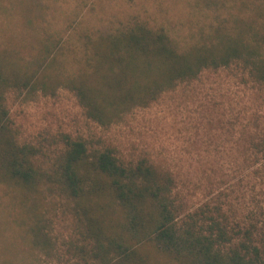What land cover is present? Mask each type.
<instances>
[{
    "label": "rangeland",
    "instance_id": "1",
    "mask_svg": "<svg viewBox=\"0 0 264 264\" xmlns=\"http://www.w3.org/2000/svg\"><path fill=\"white\" fill-rule=\"evenodd\" d=\"M133 20L163 29L182 50L214 41L221 25L236 32L253 21L264 36V0H0V53L24 63L46 59L72 75L86 37ZM3 99L16 141L39 151L41 171L51 168L64 136L109 147L125 164L145 158L171 174L181 214L218 218L235 234L252 229L264 252V83L240 63L204 69L108 127L89 120L62 86L48 94L8 89ZM37 227L49 244H33ZM81 232L52 187L26 191L0 178V264L83 263L75 249L84 246ZM145 249L151 264H169Z\"/></svg>",
    "mask_w": 264,
    "mask_h": 264
},
{
    "label": "trees",
    "instance_id": "2",
    "mask_svg": "<svg viewBox=\"0 0 264 264\" xmlns=\"http://www.w3.org/2000/svg\"><path fill=\"white\" fill-rule=\"evenodd\" d=\"M241 25L236 32L221 25L214 41L181 50L163 29L133 20L110 35L86 37V54L72 75L46 59L24 63L0 53V178L26 191L47 184L70 203L84 243L75 245L83 263L74 264H151L145 248L169 264H264L252 229L235 234L218 218L181 214L171 174L145 158L125 164L109 147L64 136L51 168L41 171L39 151L16 141L3 99L8 89L48 94L62 86L89 120L108 127L207 68L238 62L264 83V36L253 21ZM31 232L35 246L49 244L40 227Z\"/></svg>",
    "mask_w": 264,
    "mask_h": 264
}]
</instances>
